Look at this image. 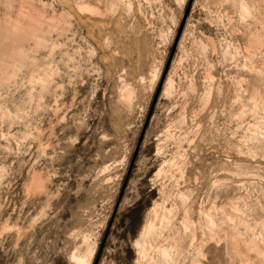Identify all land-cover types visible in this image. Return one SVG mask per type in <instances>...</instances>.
I'll return each instance as SVG.
<instances>
[{
	"label": "rangeland",
	"instance_id": "rangeland-1",
	"mask_svg": "<svg viewBox=\"0 0 264 264\" xmlns=\"http://www.w3.org/2000/svg\"><path fill=\"white\" fill-rule=\"evenodd\" d=\"M62 1L45 0L59 14ZM131 3L111 8L108 29L76 26L51 56L41 52L38 67L53 82L43 95L23 76L2 98L0 264H72L68 255L85 235L97 244L92 264H136L134 241L163 182L192 194L196 221L207 206V169L220 170L232 134L223 105L235 74L226 70L242 60L236 49L248 44L246 24L222 0ZM156 68L162 75L154 88L148 77ZM170 74L172 97L163 95ZM122 80L134 90L127 103ZM173 156L184 171L178 183L172 173L156 176ZM34 171L50 178L49 194L27 193Z\"/></svg>",
	"mask_w": 264,
	"mask_h": 264
},
{
	"label": "bare ground",
	"instance_id": "bare-ground-1",
	"mask_svg": "<svg viewBox=\"0 0 264 264\" xmlns=\"http://www.w3.org/2000/svg\"><path fill=\"white\" fill-rule=\"evenodd\" d=\"M222 1L229 6L227 8L237 10L249 36L247 46L243 50L241 47L236 49L242 60H234L226 70L229 78L232 74L235 78L232 85H227L224 96L227 130L230 129L232 134H226L222 165L220 170L207 169L208 204L200 208L198 221L194 218L197 212L194 201L190 203L192 194L181 189L167 190L166 183H162L159 196L148 209L147 220L134 241L136 264H264V0ZM125 2L64 0L59 14L57 6L52 4L50 12L45 0H0V103L23 76L40 87L39 95L47 92L51 87V75L44 67H38L41 52H49L51 56L57 46L67 42L76 26L77 30L84 27L89 33L96 27L108 29L111 8ZM127 3L131 8V0ZM216 17V21H223L221 13ZM216 21L212 20L213 23ZM207 41L211 43L212 39ZM230 46L225 55H231ZM161 75V69H154L148 77L150 85L156 88ZM119 87L121 101L129 102L134 95L133 88L125 80ZM175 88V77L170 74L163 95L172 97ZM2 114L1 119H4L6 113ZM160 152L161 147L158 148ZM109 167L106 165L103 170ZM219 171L221 184L217 183ZM170 173V180L176 183L184 177L174 156L164 161L156 176L167 178ZM49 182L50 178L44 172L34 171L26 186L27 193L49 194ZM18 231L21 232L19 227ZM170 235L173 240H178L177 245H173ZM81 246L71 248L74 249L68 255L71 263L92 264L97 244L85 235ZM64 253L68 254L67 251Z\"/></svg>",
	"mask_w": 264,
	"mask_h": 264
}]
</instances>
